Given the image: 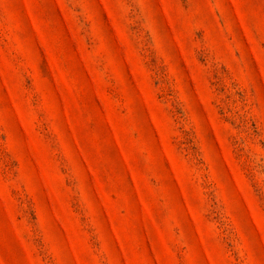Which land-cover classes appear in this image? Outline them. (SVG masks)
Returning <instances> with one entry per match:
<instances>
[{"label": "rangeland", "instance_id": "obj_1", "mask_svg": "<svg viewBox=\"0 0 264 264\" xmlns=\"http://www.w3.org/2000/svg\"><path fill=\"white\" fill-rule=\"evenodd\" d=\"M0 264H264V0H0Z\"/></svg>", "mask_w": 264, "mask_h": 264}]
</instances>
